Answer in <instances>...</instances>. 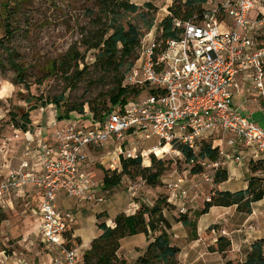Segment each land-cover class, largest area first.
<instances>
[{"label":"built area","instance_id":"obj_1","mask_svg":"<svg viewBox=\"0 0 264 264\" xmlns=\"http://www.w3.org/2000/svg\"><path fill=\"white\" fill-rule=\"evenodd\" d=\"M255 3L220 0L199 19L174 18L172 25L181 31L180 38L158 42L153 37L142 42L140 63L125 76L130 86L147 87V96L112 109L96 124L85 126L75 121L57 129L55 144L37 147L41 163L38 172L31 173L24 159L1 178L0 200L25 185L39 191V230L52 264H82L77 246L67 244L66 231L70 228L57 208L58 192L78 201L99 203L108 191L92 172L81 167L84 148L99 147L114 139L119 160L138 153L124 145L129 135H156L160 146H153L149 152L155 155L157 147L166 145L165 152L177 153L174 142L196 149L211 136L227 148L218 144V158L207 161L198 173L209 184L216 171L231 161L244 162L242 150H251L253 157L264 155V127L238 112L233 101L241 81L264 101V45L254 39L262 22L247 18ZM139 153L143 155L142 150ZM115 164L110 166L112 171L117 170ZM186 179L178 175L167 183L169 192L184 204L188 198V189L183 186ZM168 200L172 203L170 197ZM206 200H210L209 195ZM186 207L179 212L184 213Z\"/></svg>","mask_w":264,"mask_h":264},{"label":"rangeland","instance_id":"obj_2","mask_svg":"<svg viewBox=\"0 0 264 264\" xmlns=\"http://www.w3.org/2000/svg\"><path fill=\"white\" fill-rule=\"evenodd\" d=\"M131 1L142 5V11L148 10L143 6L145 2L150 1L154 5L152 9L148 10V14L154 19L151 30H147L140 15L130 16L131 20L141 28L144 36L142 42L146 43L149 38L156 36L157 25L167 15L168 6L178 0ZM216 1L207 0L204 7H212ZM255 4V9L251 15L262 23L259 25V29L255 30L254 36L259 42L264 43V0H257ZM9 8H12L11 13ZM87 8L97 10L93 3L88 0H24L18 7H13L10 0H0V156L1 153L3 155L7 145L8 148L13 149L14 146L11 144H16L15 142L19 140L16 136V133H18L16 130L18 129H15L10 122L11 115L27 110L28 106L38 105V108L30 113L32 125L34 126H37L40 122L43 123L44 115L48 111L53 112L54 115H57V113L63 114V108L67 104L78 106L84 103V113L81 115L78 112H71L69 119L62 122L79 121V118L83 116L82 124L85 126L90 125L88 116L91 111L89 107L94 106L99 112H102L104 108H109V97L115 86L114 80L117 77L109 70L97 68L94 65L96 51L86 50L82 46L81 40L86 36H90L91 29H97L92 25L86 14ZM7 22L12 24L11 34H7L5 31V23ZM5 46H8L14 52L16 64L21 65L24 70L22 77L19 78L23 79L22 82L17 81L16 72L8 63ZM69 48L83 53L84 60L79 63L81 72L74 77L51 74L49 72L50 64L59 61ZM140 50L141 47L132 58L134 60L138 59V64L140 63ZM28 88L31 90L30 94ZM147 94L148 88L145 87L135 98H129L127 101L140 99L147 96ZM59 95L64 96V101L61 103L60 108H57L50 101ZM247 95H250L254 107H251L250 110L247 106L243 107L240 105L243 104L240 103L242 101L238 100L239 97H236L235 102L240 105L239 112L259 121L264 114L260 110L264 105L263 98L252 91ZM27 97H30L29 104L25 101ZM41 100H46L48 103L44 105L40 102ZM132 139V146L127 147H134L137 152L142 150V166H150L151 155L149 152L153 146H160L159 138L156 135H150L146 138L142 134H138ZM226 148L224 146V149ZM161 154H163L161 160L164 162V170L160 183L155 187L148 186L140 176L135 175L134 169H131L132 176L123 175L119 185L106 189L108 191L104 194L102 202L84 201L80 203L74 197L59 196L56 203L65 202V210L68 209L73 217V222L76 221V232L81 238V244L77 245L79 253H84L89 248L90 240L98 234L95 225L97 214L102 213L103 220L109 225L118 213H131L141 203L150 206L158 197H165L168 194L175 206L174 209L165 211L172 225L168 237L173 245L180 248L179 256H176V264H194V260H197L196 262L200 264V262L206 260L201 258L198 261L196 258L195 251L192 249V240L194 239H191L189 229L177 220L180 208L185 207L184 201L175 198L169 192L167 183L178 175L186 177L188 181L190 180L188 195L191 190L192 192L205 194L201 195L202 198L200 197L201 200L196 205L200 209L204 198L209 195L208 193L212 187L230 191L245 189L247 180L251 175L248 165L246 162L244 164L243 161L239 163L231 161L226 167L228 178L219 183L209 184L204 181L201 174L194 177L186 175V169L181 161H177L175 151ZM160 155L154 154L153 156L157 160ZM114 161L117 162L114 166L119 167V160L113 147L100 149L93 152L88 160V169L96 174L97 179L102 181L104 174L107 171H112L110 166ZM116 172L118 173L119 170ZM192 184L195 185V190L192 189ZM257 202L255 204L257 210L264 208V199ZM74 203L76 204L75 207ZM188 209L189 218L194 219L196 222L197 234L204 239H212L209 238V235L203 234L205 232L204 226L214 221L216 217L214 212H210L208 215L200 214V216L196 215L197 208L188 207ZM236 210L233 208L231 211L232 216L230 214L226 216L229 224L233 223L232 220L235 221L234 214H239ZM23 211L24 208L21 204H18L13 211H2L4 220L0 223V264H18L16 263L18 258L28 261V264H47V251L40 243L39 234L31 231L28 236L23 235L24 231L33 225L30 222L31 218ZM240 224L241 222L238 225ZM216 231L212 230V233ZM217 235L218 232H216L215 237ZM148 240L149 238L144 233L126 236L120 241L118 254L125 258L129 264L143 253ZM208 261L210 264L217 263L213 258Z\"/></svg>","mask_w":264,"mask_h":264},{"label":"trees","instance_id":"obj_3","mask_svg":"<svg viewBox=\"0 0 264 264\" xmlns=\"http://www.w3.org/2000/svg\"><path fill=\"white\" fill-rule=\"evenodd\" d=\"M10 1L13 7H18L24 0ZM88 1L97 8V10L94 8L86 9L87 16L97 29H91L90 36H86L81 40L82 46L86 50L96 51L94 65L97 68L109 70L117 77L114 80L115 86L109 97V108H104L102 112H99L96 107H89L91 113L88 119L90 124H93L96 121H102L112 109L119 108L121 104H126L129 98H134L144 88L141 86H130L125 80V76L131 68L138 65V59L134 60L132 58H134L141 47L144 38L141 28L131 20L130 16L134 14L140 15L147 30H151L154 19L148 14V10L152 9L154 5L152 2L147 1L143 6L148 10L142 11V5H138L131 0ZM206 2L207 0H178L173 2L168 6L167 15L157 25L154 39L159 42L169 38H180L181 31L173 27V19L201 18L203 12L208 9L204 7ZM11 9L9 8L10 13ZM5 31L7 34H11L12 24L10 22L5 23ZM254 39L260 46L264 45L255 36ZM5 49L8 63L16 72L17 81L22 82L23 79L19 78L23 75V68L21 65L16 64L14 52L8 46H5ZM83 60V53L69 48L59 61H54L50 64L49 72L63 76H77L81 72L79 63L83 62ZM152 91L150 90V92ZM28 93H31L30 88H28ZM25 101L29 104L30 97H27ZM63 101L64 96L59 95L53 98L50 103H54L55 107L60 108ZM40 102L44 105L48 103L46 100H41ZM37 108L38 105L33 104L28 106L27 110L23 112L12 114L10 117L12 126L21 131L34 130L35 126L32 125L30 113ZM63 109V114L57 113L60 118H69L71 112H78L83 115L84 103L78 106L67 104ZM83 119L84 117L81 116L77 122L81 124ZM211 141H213V138L207 136L196 149H190L180 142L173 143V149L177 151L175 154L177 161H181L184 165L186 175L194 177L202 172L203 166L207 161L218 158L220 147L218 144H212ZM167 150L168 146L166 145L157 147L155 152L160 155ZM150 155L151 165L147 167L142 166L143 158L139 152L134 157L123 158L121 156L119 158V167H117L119 172L117 173V170L107 171L102 180L103 188L109 189L119 185L123 175L132 176L131 169H134L135 175L140 176L148 186H157L164 170V162L161 160L163 156L156 160L153 153H150ZM245 162L251 173L247 180V187L237 191L218 190L212 187L208 193L210 200L207 201L204 198L203 205L196 215L206 213L213 206H236V209L242 213L250 214L252 212V204L264 198V155L249 156L245 159ZM227 178V171L223 168L216 171L213 182L219 183ZM168 197V194L165 197H158L150 206L141 203L131 213H118L113 218L112 225L106 224L101 213L97 214L96 227L98 234L90 241L89 248L83 253L82 264H128L125 258L118 254L121 245L120 241L126 236L138 233H144L149 240L143 253L129 264H176V256L180 248L170 243L168 232L172 225L165 212L166 210L174 209L175 206L169 202ZM3 219L4 215L0 212V222ZM177 220L181 221L189 229L191 239L197 238L196 222L194 219L189 218V209L184 213L179 212ZM218 228L217 224H213L205 230L203 235L208 236L212 230H217ZM71 235L72 231L68 229L66 231L67 244L73 246L81 244L79 237L72 238ZM230 245L229 238L220 235L217 237L215 245L209 246V250L221 254L224 264H264L263 238L257 239L252 243L250 252L242 262L238 257L231 256Z\"/></svg>","mask_w":264,"mask_h":264},{"label":"crops","instance_id":"obj_4","mask_svg":"<svg viewBox=\"0 0 264 264\" xmlns=\"http://www.w3.org/2000/svg\"><path fill=\"white\" fill-rule=\"evenodd\" d=\"M219 1L220 0H217L215 3L219 2ZM256 2H257V0H256ZM255 6H256V4H255ZM254 9H255V7H254ZM253 10H251L247 15V18L250 20L256 18V17L251 15ZM149 39H151V38H149ZM250 91H251V87H249V84L241 81L239 89L237 91H235L234 95H233L234 105L237 108L238 112L240 110V105H242L243 107L247 106V108L249 110L251 109V107H254L253 102L249 97L250 95H247V94H250ZM236 97H239L238 100L240 99L242 101L240 103H243V104H240V105L236 104V102H235ZM260 110H262L264 112V105H263L262 109L260 108ZM241 114L248 117L244 113H241ZM70 116H71V114H70ZM263 117H264V114H263ZM263 117H261L259 119V121H256L254 119L253 120L256 121L262 127H264V118ZM65 119L67 120L69 118H65V117L60 118L57 115H54L53 112L48 111L44 115L43 123L40 122V124H38V122H37L38 125L35 126L34 130H32V131L16 130L18 132V133H16V136L18 137L19 140H17V142H15L16 144H11L14 146L13 149L8 148V145H7L5 147L3 155L1 153V156H0V158H1L0 159V180L4 175L7 174V172L9 170L17 168L19 166V164L21 163V161L24 159H26L29 162V169H30L31 173L38 172L41 169V163H40V160H39L38 155H37L38 151H39L37 149V147L42 148L46 145L55 144V138H54L55 131L57 129L63 128L65 126H67L68 124L72 123V122H69V123L62 122ZM250 119H252V118H250ZM136 136L137 135L127 136L124 145H126V147L130 146V145L132 146V143H133L132 138L136 137ZM211 143L214 145L220 144L221 147L223 144L222 148H224V146H226L223 141L218 140L217 138H214L213 141H211ZM110 147L115 148L114 139H110L109 141L105 142L102 146H99V147L84 148L82 150V154L84 157L80 163L81 167L84 170L90 171L88 169V163L87 162L90 159V157L92 156L93 152L99 151L100 149H104V148H110ZM127 148H131V147H127ZM35 149H37V150H35ZM241 154L244 158V164H245V159L248 158L249 156H251L252 152H251V150H242ZM259 156H263V155L261 154ZM227 165L225 166V169H226ZM93 174H94V179L96 181L102 182L100 179L96 178L95 173H93ZM189 181L187 180L183 184V186L187 189H190V186L188 184ZM194 187H195V185L192 184V189L195 190ZM216 189L222 190L219 188H216ZM201 195H205V194L204 193H197L196 191L192 192V190H191L190 194L188 195L187 200L185 201L187 208L188 207L189 208L194 207V208H197L199 210V207L196 205L199 203V200H201L200 199ZM59 196H67V195L63 191H60V192H58V194L56 196V200L59 198ZM263 199H261V200H263ZM40 201H41V197H40L39 191L33 189L31 187V185H25V186L20 187L16 191L6 195L5 197H3V199L0 200V212L3 213L2 211H13L18 206V204H21L24 208L23 212L31 218L30 222L33 224L28 230L24 231L23 235L26 237L29 235V233H31V231H34L36 234H39L40 243L43 245L42 236H41V233L39 230L40 221H39L38 210H39ZM76 201H78V200L76 199ZM78 202L81 203L82 201H78ZM256 203H258V202H255L252 204V212L250 214H245V213H242V212L236 210V211H238L239 214H234L233 218L235 219V221L232 220L233 223H231V224L228 223L229 221L226 218V216L228 214H230V216H232L231 211L233 208L236 209V206H229V207L213 206L206 213H204V214L208 215L210 212H214V214L216 216L214 221H212V223L204 226L205 227L204 229L206 230L209 226H211L213 224H217L219 226V228L216 231V232H218V235L216 237H215L216 232L215 233L211 232L209 234V238H212V239L207 240V239H204L202 236L200 237L197 234V238L192 240V245H193L192 249H193V251H195V255H196V258L198 259V261H200L201 258L206 259L205 261L203 260L202 262H200V264H203V263L204 264H210L208 261L210 258H213L214 260H216L217 261L216 264H224V260L221 256V254H219L218 252L209 251V246L215 245L216 239L220 235H223V236H226L227 238H229L230 243H231L230 253H231L232 257H238L241 262L246 259L248 253L250 252L252 243L257 239H261V238L264 239V208H262L261 210H257V208L255 207ZM64 204H65V202H62L60 204L56 203L58 210L63 214L68 227L71 229L73 237L74 238L75 237L80 238V235L77 234L76 228H75L76 221L73 222V217L70 214V212H68V209L65 210ZM75 205L76 204L74 203V207H75ZM133 205H136V204H133ZM126 213H128V212H126ZM240 222H241V224L238 225ZM112 223L109 225H112ZM95 225H96V222H95ZM222 230H224L225 233H222L221 232ZM197 233H198V230H197ZM80 241H81V238H80ZM170 243L173 245V243L171 241H170ZM89 246H90V242H89ZM43 247L47 251L46 252V254L48 256V263L47 264H52L51 263L50 250L47 249L44 245H43ZM263 250H264V246H263ZM81 254L83 255V253H81ZM178 256L179 255L177 254V257ZM196 261L197 260L193 261L194 264H198ZM16 263L28 264V261L23 260L21 258H18L16 260Z\"/></svg>","mask_w":264,"mask_h":264}]
</instances>
